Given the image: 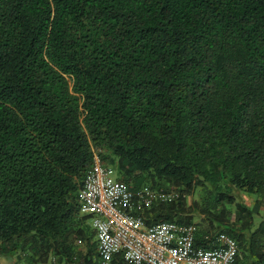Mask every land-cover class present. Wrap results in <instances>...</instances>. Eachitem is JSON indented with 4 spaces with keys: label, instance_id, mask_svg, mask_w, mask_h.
I'll return each mask as SVG.
<instances>
[{
    "label": "trees",
    "instance_id": "trees-1",
    "mask_svg": "<svg viewBox=\"0 0 264 264\" xmlns=\"http://www.w3.org/2000/svg\"><path fill=\"white\" fill-rule=\"evenodd\" d=\"M96 157L171 196L133 211L148 227L262 264L264 0H0V258L98 264Z\"/></svg>",
    "mask_w": 264,
    "mask_h": 264
},
{
    "label": "built area",
    "instance_id": "built-area-1",
    "mask_svg": "<svg viewBox=\"0 0 264 264\" xmlns=\"http://www.w3.org/2000/svg\"><path fill=\"white\" fill-rule=\"evenodd\" d=\"M79 199L82 213L92 217L98 264H113L117 255H122L124 264H237V242L226 234H218L206 249L196 246L195 225L161 222L148 227L143 216L133 211L143 212L171 196L162 190H144L134 197L98 157Z\"/></svg>",
    "mask_w": 264,
    "mask_h": 264
},
{
    "label": "crops",
    "instance_id": "crops-1",
    "mask_svg": "<svg viewBox=\"0 0 264 264\" xmlns=\"http://www.w3.org/2000/svg\"><path fill=\"white\" fill-rule=\"evenodd\" d=\"M21 261H17L16 258H12V259H3V258H0V264H26V262H22L20 263ZM28 264V263H27Z\"/></svg>",
    "mask_w": 264,
    "mask_h": 264
},
{
    "label": "rangeland",
    "instance_id": "rangeland-1",
    "mask_svg": "<svg viewBox=\"0 0 264 264\" xmlns=\"http://www.w3.org/2000/svg\"><path fill=\"white\" fill-rule=\"evenodd\" d=\"M246 204L248 205H252L253 204V201L249 198H246Z\"/></svg>",
    "mask_w": 264,
    "mask_h": 264
}]
</instances>
